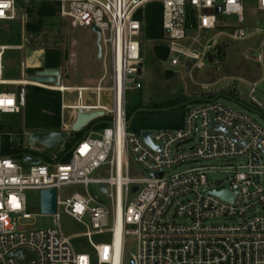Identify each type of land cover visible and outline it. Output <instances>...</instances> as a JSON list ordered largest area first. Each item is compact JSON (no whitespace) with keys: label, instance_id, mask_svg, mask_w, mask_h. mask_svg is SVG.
<instances>
[{"label":"built area","instance_id":"1","mask_svg":"<svg viewBox=\"0 0 264 264\" xmlns=\"http://www.w3.org/2000/svg\"><path fill=\"white\" fill-rule=\"evenodd\" d=\"M30 2L59 3L60 17L72 27L100 31L103 76L91 88L40 85L27 78L6 81L5 54L21 48L0 45V87L34 86L59 92L61 132H71L79 113L104 112L107 126L77 143L68 162L28 154L23 157L42 165L26 167L23 158H0V264H115L119 217L117 264H264V127L256 118L207 97L187 108L180 129L151 131L153 145L160 151L130 131L127 121L128 95L143 89L144 22L139 13L148 4H162V42L170 65L202 68L225 36L239 42L264 35L261 29L252 35L244 30V0H0V22H14L19 4ZM258 11L264 12V0H258ZM256 87L250 100L261 107L254 97ZM66 93L76 95L75 104L66 103ZM87 93L92 94V103L87 102ZM104 94L111 107L103 103ZM23 109L17 92L0 93V124L3 116H19ZM67 111L74 112L68 125ZM5 132H0L1 139L13 138ZM31 134L26 131L18 137ZM182 168L186 169L177 171ZM100 169L106 178L92 179ZM216 172H224L226 178L213 187L208 176ZM90 185L99 191L106 188L105 194L100 193L109 197L111 207L97 196L59 199L64 186L87 189ZM29 190L56 191L52 228L28 231L22 223L33 217L24 195ZM223 191L233 196L232 202L215 195ZM61 209L78 223L89 218L84 236L94 257L76 253L60 227ZM106 234L109 243L94 242L95 236ZM133 241L137 249L129 254ZM21 253L25 258L16 257Z\"/></svg>","mask_w":264,"mask_h":264},{"label":"rangeland","instance_id":"2","mask_svg":"<svg viewBox=\"0 0 264 264\" xmlns=\"http://www.w3.org/2000/svg\"><path fill=\"white\" fill-rule=\"evenodd\" d=\"M244 30L252 35L256 29L264 30V12L258 11V0H244ZM36 8L32 3H24L17 13V18L13 23L0 22V45L20 47V50L9 49L4 57V80L6 81H27L21 77L22 65L25 68L26 78L33 76L36 72L45 70V55L47 51L58 50L62 52L66 60L61 68V85L67 88L75 87H95L103 76L104 68L102 61L97 59L96 36L90 29L72 27L69 21L57 17L55 20L46 23L37 34H29L26 31L27 20L26 9ZM220 20V18H219ZM226 23L234 22L233 19L221 17ZM208 34H203L205 37ZM195 36V35H194ZM12 37H19L20 43L9 41ZM264 35L248 37L244 41L235 42L228 37L220 39L216 50L204 61V66L198 68L190 64L172 67L169 59L159 60L155 55V49L163 46V42H151L142 39L143 49V89L140 92L131 93L127 98V105L133 106L141 103V113L134 115L133 124L136 126L145 122L152 129L159 130L163 125H172L181 122L182 126L186 116V107L200 104L207 97L220 99L222 103L234 110L246 111V105L256 109L250 113L264 127ZM17 45V44H16ZM248 55V56H247ZM261 57V58H260ZM38 70L30 74L29 70ZM256 85L254 97L261 107L250 100V92ZM25 90L28 86H24ZM34 87V86H32ZM40 88V87H38ZM207 89V90H205ZM14 91L16 87H0V93ZM208 91H210L208 93ZM103 96V103L111 107L112 102ZM88 103H92V94L85 95ZM76 95L66 93V103L75 104ZM178 102L177 107H184L172 113L156 112L158 106ZM256 107V108H255ZM248 111V110H247ZM259 111V112H258ZM144 112H148L144 114ZM184 112V113H182ZM263 113V114H262ZM66 124H70L74 119V112L67 111L65 114ZM181 118V119H180ZM3 123L7 133L13 134L19 144L28 150L30 154H40L43 159L50 160L53 156H58L64 147L54 150H47L41 146L30 149L27 137L19 138L18 135L26 132L24 130V119L19 116H3ZM131 125V123H128ZM107 126V125H106ZM21 131V132H20ZM90 129L85 137L90 132ZM101 131V130H100ZM16 135V136H15ZM74 137L69 132L66 140L72 141ZM78 142H76L77 144ZM64 144V143H63ZM75 144V145H76ZM2 139L0 138V147ZM39 152V153H37ZM223 167L222 164L215 165ZM186 168L178 169L177 171ZM141 173V172H140ZM141 175V174H140ZM92 179H105L103 169L96 171ZM226 178L224 172H216L208 176L210 186L220 185ZM27 210L32 219L24 220L28 231L45 230L54 226L51 216H43L40 209V192L25 191L24 193ZM75 195L83 197L97 196L109 207H111L108 196L103 195L96 185H90L87 189L83 186H64L59 192V199L63 202L70 200ZM134 197H131L133 200ZM59 224L65 236L70 237L72 245L78 254H90L94 257V252L87 242L84 234L87 232L86 225H90V220L85 217L82 223H78L67 214L63 209L59 211ZM112 218H110V227ZM96 243H109L110 235L95 236ZM136 242H130L128 253H135Z\"/></svg>","mask_w":264,"mask_h":264},{"label":"trees","instance_id":"3","mask_svg":"<svg viewBox=\"0 0 264 264\" xmlns=\"http://www.w3.org/2000/svg\"><path fill=\"white\" fill-rule=\"evenodd\" d=\"M33 6L36 4L37 7L34 9L28 7L26 9V16L30 20H27L26 31L29 34H37L42 29V27L55 20L57 17L60 18V4L52 2H30ZM23 4H19L21 8ZM139 18L144 22L143 28V39L151 42H161L165 39V34L163 30V7L160 3L148 4L145 9L139 13ZM13 23V22H8ZM11 43H15L18 46L20 43L19 37H12L9 39ZM17 44V45H16ZM156 57L161 61H166L168 59V50L164 47H157L155 49ZM66 60L62 52L58 50L47 51L45 55V69H60L64 61ZM35 69H30V74H34ZM25 94V107L22 111L21 116L24 119V130L27 132H49L57 133L61 132V94L59 92L50 91L38 87L28 86L26 88ZM203 101H201L202 103ZM178 102H174L168 105H160L156 109L159 115H162L164 111L166 113H172L174 111H179L184 107H177ZM245 108L250 112L256 111L252 109L249 105ZM256 108V107H255ZM142 105L141 103L135 104L133 106L127 105V121L130 122V131L140 132V131H154L149 124L142 122L141 124L134 125V115L141 113ZM187 110V107H186ZM259 112V111H258ZM148 112H144L147 114ZM184 113V112H182ZM263 114V113H262ZM264 116V114H263ZM181 119V118H180ZM182 122V119H181ZM180 121L172 125H163L159 128L177 130L182 127ZM106 127V119H99L94 121L87 129L80 133H72L74 137L72 141L66 140L64 142L63 151L59 153L57 159L61 162H68L71 158V153L74 147L77 145L76 142H80L84 139L86 133L93 129L95 131H100ZM4 123L0 124V132L5 131ZM21 132V131H20ZM6 133V132H5ZM76 144V145H75ZM30 154L28 150L24 149L22 144L17 142L15 139H11L9 136L5 135L2 138V145L0 150V158H11L15 160H20L24 155ZM37 156V155H36Z\"/></svg>","mask_w":264,"mask_h":264},{"label":"water","instance_id":"4","mask_svg":"<svg viewBox=\"0 0 264 264\" xmlns=\"http://www.w3.org/2000/svg\"><path fill=\"white\" fill-rule=\"evenodd\" d=\"M221 10H217V14H220ZM96 36V46H97V59H101L102 47H101V33L95 27L90 29ZM248 56V55H247ZM21 77L23 80L26 79L25 68L22 65ZM30 83L40 84V85H53L54 87H61V71L59 69H45L36 72L33 76L27 78ZM25 87H18V104L20 107H25ZM106 116L104 112H93V113H79L71 127L72 133H80L87 129L94 121L102 119ZM138 135L141 136L144 143L155 151H160L159 147H155L151 140V131H144ZM68 134L65 132L49 133V132H34L28 140V146L34 148L35 146H41L47 150H54L60 147L67 139ZM22 163L26 167L30 166H40L42 162L33 159L31 157H23ZM137 188L133 189V193L137 192ZM102 193H106L105 187H100ZM217 197L222 200L232 202L233 196L228 191H223L215 193ZM55 190H46L40 193V209L41 213L46 216L55 215L57 212V197ZM17 258L23 259L25 255L23 253L16 255Z\"/></svg>","mask_w":264,"mask_h":264},{"label":"bare ground","instance_id":"5","mask_svg":"<svg viewBox=\"0 0 264 264\" xmlns=\"http://www.w3.org/2000/svg\"><path fill=\"white\" fill-rule=\"evenodd\" d=\"M13 82H17V83H19V81H13ZM17 83H15V85L17 84ZM14 84V83H13ZM20 85V84H19ZM21 85H25V83H21ZM61 88H65V87H63V86H61ZM116 240H115V246H116V259H115V264H117V262H118V250H119V245H120V217H119V219H118V225H117V229H116Z\"/></svg>","mask_w":264,"mask_h":264}]
</instances>
